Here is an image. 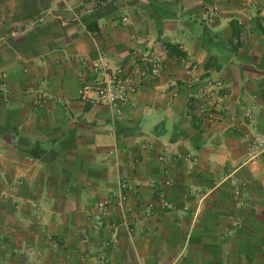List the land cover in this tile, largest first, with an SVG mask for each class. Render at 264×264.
Returning a JSON list of instances; mask_svg holds the SVG:
<instances>
[{
  "label": "crops",
  "instance_id": "crops-1",
  "mask_svg": "<svg viewBox=\"0 0 264 264\" xmlns=\"http://www.w3.org/2000/svg\"><path fill=\"white\" fill-rule=\"evenodd\" d=\"M260 23L264 0H0V264H264ZM138 51L159 74L123 113L80 94Z\"/></svg>",
  "mask_w": 264,
  "mask_h": 264
},
{
  "label": "built area",
  "instance_id": "built-area-1",
  "mask_svg": "<svg viewBox=\"0 0 264 264\" xmlns=\"http://www.w3.org/2000/svg\"><path fill=\"white\" fill-rule=\"evenodd\" d=\"M240 39L243 40V37ZM134 57V60L133 57L129 58L126 62L117 66H111L109 63H94V78L82 85L80 94L93 104L112 108L118 114L123 113L124 108L130 105L133 95L139 90L141 85L137 71L140 65H143L148 72H152L155 75L159 74V59L153 52L138 51ZM191 67L192 65L189 68ZM190 73L193 74L192 69H190ZM204 88L200 94L204 106H208L210 109L217 108L221 102L220 82L216 84L209 82ZM248 157L251 159H261L264 164L263 132L256 131L251 135L248 146ZM112 201V198L109 197L99 202L102 210L97 215L96 226L103 227L107 224H113L111 221H108L109 212L106 209V205L111 204ZM155 207L154 204H149V212L155 210Z\"/></svg>",
  "mask_w": 264,
  "mask_h": 264
},
{
  "label": "trees",
  "instance_id": "trees-1",
  "mask_svg": "<svg viewBox=\"0 0 264 264\" xmlns=\"http://www.w3.org/2000/svg\"><path fill=\"white\" fill-rule=\"evenodd\" d=\"M232 24H233V27H234L235 36L239 39L240 37H239V31L237 29V23L236 22H232ZM262 26L264 27V25H262ZM241 42H243V40L239 39L238 40V44H241ZM167 46H168L169 49H171V45L170 44H168Z\"/></svg>",
  "mask_w": 264,
  "mask_h": 264
},
{
  "label": "rangeland",
  "instance_id": "rangeland-1",
  "mask_svg": "<svg viewBox=\"0 0 264 264\" xmlns=\"http://www.w3.org/2000/svg\"><path fill=\"white\" fill-rule=\"evenodd\" d=\"M239 40V39H238ZM1 75H2V73L0 72V78H1ZM1 83V82H0Z\"/></svg>",
  "mask_w": 264,
  "mask_h": 264
}]
</instances>
